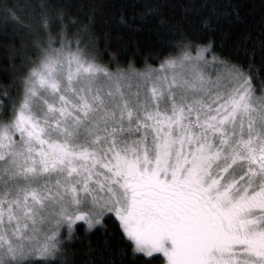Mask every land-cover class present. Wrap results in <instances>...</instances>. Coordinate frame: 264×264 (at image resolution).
I'll return each mask as SVG.
<instances>
[{
    "label": "snow or ice",
    "instance_id": "obj_1",
    "mask_svg": "<svg viewBox=\"0 0 264 264\" xmlns=\"http://www.w3.org/2000/svg\"><path fill=\"white\" fill-rule=\"evenodd\" d=\"M166 7L0 0V264H264V0H185L202 42L103 62Z\"/></svg>",
    "mask_w": 264,
    "mask_h": 264
},
{
    "label": "trees",
    "instance_id": "obj_2",
    "mask_svg": "<svg viewBox=\"0 0 264 264\" xmlns=\"http://www.w3.org/2000/svg\"><path fill=\"white\" fill-rule=\"evenodd\" d=\"M120 0H104V3L118 4ZM131 2H143V0H131ZM171 7L162 9L163 14L175 25L179 23V31L161 29L159 18H153L140 25V31L129 34L125 30L113 31L109 42L100 46V54L104 63H111L120 67H126L131 63L136 68L154 66L160 64L161 60L169 55H178L173 51L172 44L181 43L178 36L184 35L194 43H200L204 39V30L201 27L200 15L196 11L185 12L182 5L185 0H166ZM251 6L258 10L259 0H247ZM116 18L119 16V8H114ZM131 14V9L126 10ZM115 22V20L113 21ZM119 37V38H117ZM214 40L217 37H212ZM107 228L112 230L113 224L108 223ZM102 243L101 234L88 235L84 230L78 229V236L74 242L73 252H84L89 245L96 248ZM159 264V261H153Z\"/></svg>",
    "mask_w": 264,
    "mask_h": 264
},
{
    "label": "rangeland",
    "instance_id": "obj_3",
    "mask_svg": "<svg viewBox=\"0 0 264 264\" xmlns=\"http://www.w3.org/2000/svg\"><path fill=\"white\" fill-rule=\"evenodd\" d=\"M194 54V53H193ZM179 55V54H178ZM151 67H159V64L158 65H154V66H151ZM145 67L143 68H137V69H140V70H143Z\"/></svg>",
    "mask_w": 264,
    "mask_h": 264
}]
</instances>
